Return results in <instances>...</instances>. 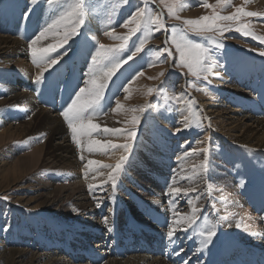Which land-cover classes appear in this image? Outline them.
Returning a JSON list of instances; mask_svg holds the SVG:
<instances>
[{"label": "bare ground", "instance_id": "obj_1", "mask_svg": "<svg viewBox=\"0 0 264 264\" xmlns=\"http://www.w3.org/2000/svg\"><path fill=\"white\" fill-rule=\"evenodd\" d=\"M262 3L264 5V0ZM93 33L94 24L89 22L86 34L93 35ZM55 34V31L47 33L46 37L42 38L43 42L37 43L35 47L46 48L49 45L58 44L59 38L55 39ZM8 43H10L8 40L0 38V72L6 70L11 81L22 82L24 88H28L29 83L41 71V68L34 65L32 59L27 64L26 59L31 57L28 46L17 43L15 46L10 44L8 46ZM82 49L88 58L95 52L86 44L82 46ZM66 53V48L62 47L57 53H49V55L59 62L67 55ZM241 56L249 60V55ZM151 59V53L146 51L144 56L136 57L121 72L118 80L129 89L124 93V99L119 101L122 106L129 100L135 99L137 95L141 94V97L147 95L149 88L142 86L144 79L140 81L141 77L138 79V73L140 68L146 64L149 65ZM77 63L80 67L79 60ZM34 67L37 69L36 73H33ZM248 68L250 72L253 71L251 67ZM49 72L50 70H47V73ZM159 72L158 70L153 76H157ZM49 79L45 78V81ZM241 79H236L235 84L242 82ZM174 80L175 78L168 79L169 82ZM222 82L221 89H218L220 97L205 101L193 96L186 90L183 81H180L178 87L185 94V103L177 105L182 106L179 114L174 105L163 106V103H160L162 107H158L160 110L156 111L157 115L154 111L147 115L149 124L147 123L144 133L140 134L138 140V143H141L140 150L134 152L128 163V172H125L127 178L124 180H128L127 185L115 192V195L122 193L125 197L117 199L118 202L113 207L107 225L102 219L104 217L102 210L109 201L103 194L106 193V187L110 182L108 173L111 168L104 165L114 167L122 152L119 149L101 150L95 146L92 151H89V137L83 136H78L81 142L79 148L76 143H64V136L73 142L70 137L71 132L62 124L64 120L60 115V117L56 113L49 115L51 111L47 109L51 105H48L50 100L46 96H41L42 98L39 99L41 106H39L34 97H28L25 93L14 94L11 88L2 89L0 91V151L3 152L0 153V167H3L2 171L11 172L14 175V183L20 179L22 182L28 177L24 188L31 191L32 197L22 198L26 205L34 204L33 208H37L45 204L52 211L55 209L66 211L72 207L71 209L78 210L79 217L72 219L64 227L61 226L64 235L54 237L51 243V237L50 241L45 236L41 237V247L40 250H35L36 252H33L31 248L30 250L11 249V252L3 250L7 252L4 256L1 249L5 247L0 243L1 263L184 264L188 261V264H264V93L260 92L259 98L254 99L258 97L259 89L264 86H259L257 97L251 98L244 92L234 95L232 83L230 85ZM139 88L142 89L138 90ZM116 90L115 95H120L121 90ZM68 91L69 94L63 96L65 106L71 101V88ZM250 91L248 94L251 93ZM191 98L196 101L195 107L199 109L200 116L203 118L198 127L200 134L193 135L194 138L184 142L183 145H180L182 142L178 137L181 134H178L177 138L174 137L177 143L171 145L170 141L167 144L170 136L169 129L173 127L172 124L180 122L179 118L186 113L187 103ZM46 99L48 101H45ZM220 100L227 101L229 106L218 103ZM116 101V99L112 101L115 102V106ZM139 102V104L142 103V101ZM131 106L136 108V113L132 111L129 113L122 107L114 114L125 115L124 118L116 120L107 114L101 118L100 114L106 113L111 107V103L107 104L105 101L103 112L94 115L92 119V123L98 125V128L93 130L91 139L98 141L101 145L109 143L105 128L117 129L132 115L142 114L139 111V105L135 107V103L132 102ZM6 108L18 109L23 114L12 115L6 111ZM154 124L157 130L165 131L166 141L158 137L154 139L152 136ZM188 129L189 132H197L194 125ZM41 133L44 135L42 136ZM54 137L62 140V144L49 145ZM206 137L208 139H205ZM193 149L208 150V172L206 176L202 175L194 182L180 180V176H191L192 166L204 160L205 153L201 151L185 157V153H191ZM89 160L98 161L99 164L89 165ZM174 169L177 180L172 179ZM81 182L93 187L89 192H85ZM170 184L181 188L197 187V191L189 193L188 197L181 195L175 198V204L172 205L169 201L173 197L167 194ZM238 186L241 187L240 193L243 192V188H246V204L237 196ZM197 196L200 199L197 200ZM189 199H192L195 206L202 210L198 214L201 221L204 216H207L211 223L216 224L217 234L206 247H202V238L192 230H178L171 242L167 238L168 225L165 221L174 218L173 209L182 214L190 213L192 206L188 203ZM98 204L99 207H97ZM121 213L125 215L124 220ZM54 218V214L44 218V225L48 226ZM261 218L263 223L260 224ZM237 224H240V227H237ZM108 227H111L112 231H108ZM135 236L138 238L133 242L132 237L135 238ZM144 236L157 247L146 251ZM108 238L113 240L110 246L103 243ZM222 238L227 240V243L220 253L219 246L225 243L221 241ZM232 239L236 240L232 242ZM92 240H96L95 247L90 244ZM49 243L51 247L48 249ZM71 243L74 247L72 245L69 247ZM139 244L143 246V250L138 248ZM230 244L233 249L241 250V257L246 256L244 261L241 258H234L229 263L230 257L224 255L223 251L228 254ZM54 249L59 251L64 249L65 254H71L73 257L59 254ZM151 252L155 256H152ZM77 254L88 255L91 263L84 262L81 258L77 259ZM3 257H6L5 260Z\"/></svg>", "mask_w": 264, "mask_h": 264}, {"label": "rangeland", "instance_id": "obj_2", "mask_svg": "<svg viewBox=\"0 0 264 264\" xmlns=\"http://www.w3.org/2000/svg\"><path fill=\"white\" fill-rule=\"evenodd\" d=\"M184 3H185V7L182 10L179 9L177 10V15L181 17L180 20H177L175 19V17H169L166 7V5L169 6L173 5L174 0H165V3H161V0H148L147 4H144L142 0H131V5L124 4L123 0H89L90 13L88 16L87 23L90 22V24H94L95 35L94 33L93 35L86 34V27H85L82 29L84 34L79 36H74L71 39H69L67 43H64L62 46L63 48L64 47L66 48L67 55L63 57L61 60H59L57 64H55L51 68H48L47 70H50L49 73H47V70L44 72V79L41 83H36L35 79H33L30 83L28 82L29 83L28 88H24L22 82L19 83L18 81L15 80L11 81L10 75L7 74L8 72L6 70L1 71L0 91L5 88H11L14 94L25 93L26 96L28 97H32V98L34 97V99L36 100L39 106H41L39 99H41L43 96H46V98L50 100V102H48V105H51V107L47 109L51 111L49 112L50 114L49 113L48 114L55 115L56 113V115L60 117L59 116L60 113L64 110V108L67 107L63 103V96L69 94L68 89L71 88L72 90V93L70 94L72 99L75 97V94L77 91H79L80 87H85L84 86L85 80L88 79L86 73H88L89 71V64L91 62V57L88 58L87 55L84 54L82 46L86 44V46L92 47L95 50L97 41L99 42V44H104L106 46H116L122 43L123 42L122 40L113 37H121L128 33V28L121 27V25L124 23L126 19L129 18L132 12L135 11L136 6H140L150 9L153 14L159 13L162 16L164 24L167 27L166 29H162L160 31L153 30L150 34L145 32H137L135 35L129 38L128 48H126L123 55V58L126 60L127 56L131 55V52L135 50V45L139 42V39L143 35H149L150 38L147 40L146 44L144 45V49L142 50L141 53H138L136 57L138 56L142 57L144 56L146 51H149L152 55V59L148 63L149 65L146 64L145 66L140 68L139 73H142V75H138V79L140 77H141L140 81L144 79L143 80L144 84L142 83V86H146L148 88H153V89H159L158 92L154 91L152 94H147L145 97H141V94L137 95L135 99H131L127 102V104H125L127 105V107L125 105L123 106L125 110L136 109V108H132L131 106L132 102H134L135 107L139 105V108L143 107L145 109V111L142 112V114L141 113L136 114L140 119V122L138 124L132 125L128 123L127 120L126 122H122V124L117 128L121 130L133 129V128L135 129L136 136L134 140L131 141L132 153L130 158L133 157L135 151L140 150L141 143H138V140L140 134L144 133L143 130L149 121L147 119L148 114L153 113L154 111V114L157 115L156 111L160 110L158 109V107H162L160 103H163V106L169 104L174 105V107H176L178 114L181 111L182 106L178 107L177 105H182L183 103H185V99L183 103L177 102L176 100V96L181 93V90H179L180 88L178 87V83L180 81H183L186 90L191 92V94L193 96H196V98L199 100L211 101L212 99H216L217 97H220L219 95L220 90L218 89H221L220 86L221 84H223L222 81H224L226 84L229 83L230 85L232 83L233 85L232 92L234 93V95H237L238 92L239 93L244 92L245 95L251 98L257 97V89L259 88V86H264V78L262 77L264 76V56H261L259 54L261 51H264V43H260L259 40L253 39L251 35L249 36L242 35L240 32L236 31L235 29L238 26V23L248 24L250 31L254 33L256 36H264V16H258V17L242 16L238 23L235 21L219 22L222 25H230V28L228 31H225L223 33L222 37L217 36V38L223 42L224 48L215 50L214 55L217 64L213 68V74L209 77L211 83L202 80L197 82L195 81V78L188 73L186 68L177 67L176 64H177L178 53L174 45L171 43V41H167L166 43V39L169 35H171L172 27L175 26L177 27V29H184L187 32L189 39L198 43L206 44V46L208 47H213L211 44H208L201 36H197L193 34L191 31H188L187 26L183 24V20L198 19L201 16H208L212 14L213 10L218 12L220 15H230L235 10L236 7H242L245 9V11L250 10V11L264 13V5H262L263 4L262 0H231V4L227 7H224L223 9H221L220 7H215L216 0H207V3L213 5L214 8H206L201 6L202 0H184ZM249 7H254L255 9L252 10ZM26 13L29 14L27 18H25ZM58 14H59L58 11H53V9L48 6L46 0H39L38 4L35 6L31 4L30 0H0V38L1 40H8V42H10L8 43V46L9 44L10 46L13 45L15 46L17 44H20L21 46L27 47L29 45V42L35 39V37L40 33V31L43 28H46L47 25L51 23V21ZM129 27H131V25H129ZM36 28H38V30H36ZM106 31H111L113 37H109L105 35L104 33ZM55 33H56L55 39L59 38L58 41L59 44L60 39L63 36V29L55 31ZM85 36L87 37L90 36V38L86 40ZM92 36L93 37L96 36L97 38L95 37V39H92ZM40 42H43V40L41 39L37 41V43ZM62 47H59L57 50L53 51L52 53H57V51ZM165 47L169 49L171 55H169V52H162L160 57L157 58L155 53ZM29 55L31 56V54ZM241 55H249L248 56L249 60H245V58H243ZM136 57H133V60ZM234 57H239L241 59L237 60L238 58H234ZM30 59H32V57L26 59L27 64L29 63ZM78 60H79V64L81 65L80 67L77 63ZM133 60L127 61L126 63L122 64L121 68L117 71L116 75L113 76L109 87L105 90L106 97H109L110 94V97L112 99L110 100V102L106 100L107 104L111 103L110 109L116 107L115 102H112L113 99L114 101L115 99L119 101L120 100L122 101L124 99L125 87L123 86L124 84L118 80V77L121 76V72L123 71L125 66H127L128 63H131ZM231 65H233L232 68ZM248 67H251L253 71L250 72ZM36 70L37 69L34 67L33 73H36ZM158 70L160 72L158 73L157 76L154 77L153 74L156 73ZM217 71L220 73L218 77L215 76V72ZM161 72L164 73L163 76L160 75ZM45 78H50L53 81H51L50 79L45 81ZM169 78H175L174 82H169L168 81ZM240 78H242L241 79L242 82L237 83L236 85L234 81ZM189 81L194 82L196 86L187 87V82ZM224 86H228V85H224ZM198 88L201 90H197ZM116 89L121 90L120 95H115V92L117 91ZM141 89L139 88L138 90ZM249 91L251 92L250 93L251 95L248 94ZM260 92L264 93V87H261L259 89L258 97L254 99L259 98ZM263 93L261 95L262 97H263ZM47 99L45 101H48ZM156 99H158L159 103L156 102ZM192 99L194 98H191V100ZM139 101H142V103L139 104L140 103ZM218 103L229 106V103H227V101L225 100H220V102ZM110 109L106 112V114L109 115L110 117H114L116 118V120L118 118L119 119L124 118L125 115L116 116V114L114 113H116L117 111L112 113ZM6 111L12 113V115H16L20 113V110L11 109V108H6ZM127 112L130 113L131 111H127ZM136 112L137 110L133 113ZM263 113H264V109H263ZM20 114L22 115L23 113ZM106 114L105 113L100 114L101 118H103ZM188 115L189 113L186 107V113L184 115H181L179 118L180 122L174 123V125L172 124L173 127L169 129L170 136L167 144H169L170 141H171L170 142L171 145H173V143H177V139L175 138H177L178 134H181L180 137H178L180 142H182L180 143V145H183L184 142L194 138L193 135L200 134V132L198 131L199 129L198 127H196L195 130L197 131L196 133L189 132V129L185 128L184 117ZM202 120L203 118L201 119V121ZM62 124L67 127L65 121H62ZM155 129L156 127L154 128V132H153L154 135L152 134V136H154V139L157 137L159 139H164L166 137L165 131L162 130L160 131ZM175 129H180V130L176 132L177 130ZM106 137L110 141L109 143L122 144L126 142V137L124 135H112L111 133H107ZM164 140L166 141V139ZM63 142L67 144L74 143L70 141L69 138H67L66 136H64ZM59 143L62 144V140L60 141L58 140L57 137H54V139L50 140L49 145L53 146V145H58ZM118 149L119 151L122 152V155H127V153H124L123 149L120 148H116V149L108 148L106 150L114 151ZM0 153L2 154L3 152L0 151ZM129 161L130 159L126 162L124 170L117 174L118 187L116 191L122 186L127 185L126 182H128V180L125 181L124 179L127 178L125 172H128L127 168ZM2 169L3 167H0V243L5 247L1 249L4 256H6L7 253L6 251L11 252L12 250H19V249L30 250V248L33 252H36L35 250L37 251L40 250L41 237L45 236L46 238H49V241L51 237V241H50L51 243L54 237L64 235L63 230L60 228L61 226L64 227L65 224L72 221V219H76L79 217L78 210L71 209L72 207L70 206H69L70 209H66V211H60L58 209L52 211L51 208H48L45 204L37 208H33L34 204L26 205V202L22 198L32 197L31 191L29 189L24 188V186L27 185L28 177H26L27 179H23L22 182L20 179L19 181L14 183L13 182L14 175L9 171L3 172ZM123 173L125 175H123ZM79 180L81 181V178H79ZM81 184L84 187L85 192H89L91 190L89 188V185L83 184L82 182ZM236 190L238 192L237 196L241 199L242 202L245 203L246 188H243L242 189L243 192L241 193H240L241 190L240 186H238ZM115 192L113 193L112 184L110 181L106 187V193L103 194V196L107 198L109 201L106 205H104L102 210V215H104V217L109 218L111 212L113 211V207H115V204L118 202L117 199H121L125 197L124 194L122 193L115 195ZM4 197H7V199H4ZM51 214L55 215L54 221L50 222L48 226H45L43 223V219L49 217ZM120 215L123 216V220H124L125 215L123 213H121ZM260 221H261L260 224L263 223L262 218ZM133 237L132 239L134 242L138 237L136 236L135 238ZM144 238L146 241V243L144 244L146 250H148L149 248L153 249V247L151 246L152 244L151 241L145 236ZM235 240L236 239H232V242ZM221 241H224L225 243L220 244L219 246L220 248L218 249V252L220 251V253L221 250H223L224 245L227 243V240H225L224 238H222ZM50 243L48 249L51 247ZM103 243H106V245L110 246L113 244V240L108 238L107 241L105 240L103 241ZM90 244L94 245L95 247L96 240H92V243ZM71 245L72 247H74L72 243L69 245V247H71ZM230 245H231L229 249L230 252L228 254H226L225 251H223L224 255L230 257L229 263L234 258L242 259L241 250L233 249L232 244ZM156 247L157 246H154V249ZM138 248L141 250L140 247ZM56 252L62 255L64 254L73 257L71 254H65L64 249H61L60 251L56 250ZM152 256H155V254L152 253ZM3 258L5 260L6 257ZM78 258H81L82 261L84 262L91 263V260L89 261L88 259V255L77 254V259ZM0 264H2L1 261ZM22 264H27V263L22 262Z\"/></svg>", "mask_w": 264, "mask_h": 264}, {"label": "snow or ice", "instance_id": "obj_3", "mask_svg": "<svg viewBox=\"0 0 264 264\" xmlns=\"http://www.w3.org/2000/svg\"><path fill=\"white\" fill-rule=\"evenodd\" d=\"M33 6L37 5L39 0H30ZM48 6L53 9V11H58L59 14L43 28L40 33L35 37V39L29 42V50L32 57V63L37 67L41 68V71L36 74L35 82L41 83L44 79V72L51 68L52 65L57 63L56 59L51 58L49 53L56 50L57 47H62L64 43H67L69 39L74 36H79L84 34L82 29L87 27L88 16L90 13L89 0H46ZM124 4L131 5V0H123ZM144 4L148 3V0H142ZM161 3H165V0H161ZM231 4V0H216L215 7H220L223 9ZM201 6L206 8H214L213 5L207 3V0H202ZM169 17H175V19L180 20L181 17L177 15V10H182L185 7L184 0H174V4L169 6L166 5ZM29 14H25L27 18ZM242 16L248 17H258L264 16V13L255 11H245L242 7H236L235 10L230 15H220L218 12L213 10L211 15L201 16L198 19H187L183 20V24L187 26V30L191 31L197 36H201L208 44L213 47H208L206 44L195 42L188 38L187 32L184 29H177L173 26L171 29V35L166 39L171 41L174 45L177 53V67L186 68L188 73L195 78V81H206L211 83L209 77L213 74V68L216 66L217 61L215 58V50L224 48L223 42L217 38V36H223L225 31H228L230 25H222L221 21H235L239 22ZM131 25V27H129ZM121 27L128 28V33L121 37H113L111 31H106L104 34L122 40L123 42L116 46H106L104 44H99L97 41L95 52L91 55V62L89 64V71L86 73L88 79L85 80V87H80L79 91L76 92L75 97L71 99V102L67 104V107L60 113V116L66 122L68 129L71 132V138L77 147H80V140L78 136L89 137V151L93 150V146L97 149H123L124 153L127 155H121L119 161L113 167L111 165H104V167L111 168L108 173V179L111 181L113 193L118 187L117 174L122 172L125 168L126 162L130 159L132 153V143L136 136L135 129H108L105 128L106 133H111L112 135H124L126 137V142L122 144L108 143L101 145L98 141L91 139L92 132L94 129L98 128V125L92 123L94 115H98L103 112L105 107V101L111 100L110 97H106L105 90L109 87L110 82L117 71L121 68L122 64L127 61L133 60L138 53H141L144 49V45L150 38L149 35H143L139 42L135 45V50L131 52V55L127 56L125 60L123 58L126 48H128V40L131 36L135 35L137 32H145L150 34L153 30L160 31L166 29L163 18L159 13L153 14L152 11L145 7L136 6L135 11L129 16L128 19L124 21ZM63 29V36L60 39L59 44L49 45L46 48H36L35 45L37 41L46 37V34L53 31H58ZM242 35H251L253 39L259 40L260 43H264V36H256L250 31L248 24L238 23L235 29ZM215 34V35H212ZM87 40L88 37L85 36ZM95 39V37H92ZM162 52H171L167 47L157 51L155 53L156 57L159 58ZM264 56V51L259 53ZM142 75V73H138ZM161 76L164 75L163 72L160 73ZM220 73L215 72V76H219ZM195 83L192 81L187 82V87H195ZM201 90V89H197ZM125 92H128L127 87L124 88ZM154 91L158 92L159 89L149 88L147 94H152ZM185 94L181 92L176 96L177 102L183 103ZM196 101L189 100L187 104L188 116L184 117L185 128L190 126L199 127L202 117L200 116V111L195 107ZM123 106L120 104L119 100L116 101V107L111 108L112 112H116ZM126 111L135 112L136 109H130ZM140 112H144L145 109L141 107ZM106 114V113H105ZM191 121V123L189 122ZM132 125H136L140 122L137 115H132L127 121ZM180 129H177L179 131ZM43 136L44 134L41 133ZM205 139H208L207 137ZM201 151L205 153L204 160L198 164L193 165L191 176H180V180H190L195 181L199 179L202 175L206 176L208 172V155L207 149H193L191 153H185V157L195 154ZM83 159V157H81ZM178 159H181L178 157ZM89 165L99 164L98 161L89 160ZM181 171H184L181 169ZM176 170H173V180H177L175 175ZM178 182V181H177ZM243 186V185H242ZM93 186L89 185L91 189ZM197 187L181 188L169 185V194L173 197L169 201L170 204H175V198L183 195L185 197L189 196V193H195ZM114 198V197H113ZM7 199V197H4ZM196 199H200L199 196ZM188 203L192 206L191 212L188 214H182L173 209V219L170 221H165L168 225L167 238L171 242L175 237V233L179 231L192 230L197 236L201 237L202 247H206L212 242L213 237L217 234L216 224L211 223L207 216L203 217L201 221L199 213L201 209L197 208L193 203L192 199L188 200ZM100 205L98 204L97 207ZM111 211V209H110ZM104 223L108 224V217L102 218ZM185 225V227H180ZM240 227V224H237ZM108 231H112L111 227H108ZM179 255V253H177ZM184 264H188L185 261Z\"/></svg>", "mask_w": 264, "mask_h": 264}]
</instances>
